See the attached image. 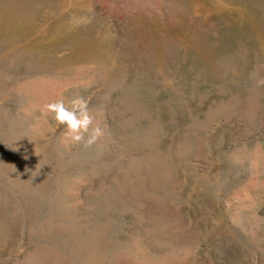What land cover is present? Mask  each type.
Masks as SVG:
<instances>
[{"label":"rangeland","instance_id":"374dc122","mask_svg":"<svg viewBox=\"0 0 264 264\" xmlns=\"http://www.w3.org/2000/svg\"><path fill=\"white\" fill-rule=\"evenodd\" d=\"M0 264H264V0H0Z\"/></svg>","mask_w":264,"mask_h":264}]
</instances>
